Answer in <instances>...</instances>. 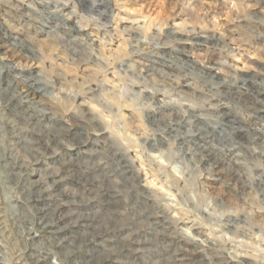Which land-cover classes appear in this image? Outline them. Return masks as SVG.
I'll use <instances>...</instances> for the list:
<instances>
[{
	"label": "rangeland",
	"instance_id": "1",
	"mask_svg": "<svg viewBox=\"0 0 264 264\" xmlns=\"http://www.w3.org/2000/svg\"><path fill=\"white\" fill-rule=\"evenodd\" d=\"M0 264H264V0H0Z\"/></svg>",
	"mask_w": 264,
	"mask_h": 264
}]
</instances>
